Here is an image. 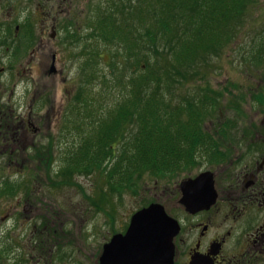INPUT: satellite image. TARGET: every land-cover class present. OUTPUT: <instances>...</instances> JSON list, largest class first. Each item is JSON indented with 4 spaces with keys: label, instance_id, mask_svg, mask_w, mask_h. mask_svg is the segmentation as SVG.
<instances>
[{
    "label": "rangeland",
    "instance_id": "obj_1",
    "mask_svg": "<svg viewBox=\"0 0 264 264\" xmlns=\"http://www.w3.org/2000/svg\"><path fill=\"white\" fill-rule=\"evenodd\" d=\"M109 3L110 0H0V66L7 69L1 79L6 89L3 103L21 110L25 103L33 102L34 91L40 103L34 120L40 129L38 135L16 134L22 129L14 118L6 120L8 125L2 124L0 130V264L30 263L35 255L31 248L38 239L47 238L48 229L54 230L51 238L58 252L66 249L69 242L79 246L82 243L85 255L90 252L94 256V245L104 233L123 228L136 211L153 201H164L167 194L163 190L173 191L182 180L213 169L214 164L206 157L198 156L192 168L161 177L144 174L133 184L121 183L109 177L110 163L118 155L116 146L111 150L115 157L108 155L110 160L91 173L67 169L65 163L76 142L75 133L65 137L56 119L67 112L88 116L100 105L106 108L98 102L92 110L81 106L74 110L75 95L81 90L94 98L103 88H110L111 94L103 98L109 104L115 101L112 80L110 87L103 84L111 79L109 62L114 57L109 47L103 43L101 46V41L94 38L100 45L97 56L91 57L92 51L82 48L88 44L89 20ZM21 24L16 38L19 42L13 46L15 27ZM52 32L54 39H50ZM34 48L40 52L30 64ZM52 54L57 57L55 75L48 74ZM89 60L90 69L100 77L93 83H87L82 72ZM121 62L126 65L127 75L131 74L133 61ZM201 74L203 78L198 77L196 85H209L223 93L217 107L219 117L214 119L216 125L222 127L226 119H231L234 127L225 126L230 137L226 142H240L243 129L259 126L264 116V103L259 106L255 102H264V0L249 11L237 40L203 67ZM213 136L218 144L224 141ZM59 262L56 264H62Z\"/></svg>",
    "mask_w": 264,
    "mask_h": 264
},
{
    "label": "trees",
    "instance_id": "obj_2",
    "mask_svg": "<svg viewBox=\"0 0 264 264\" xmlns=\"http://www.w3.org/2000/svg\"><path fill=\"white\" fill-rule=\"evenodd\" d=\"M258 1L110 0L89 20L88 44L82 48L92 51V57L100 45L109 47L114 57L109 62L111 79L103 84L110 87L112 80L115 101L109 104L103 98L111 94L110 88L94 98L83 90L76 93L74 110L78 106L92 110L98 102L106 108L100 105L94 114L74 116V125L66 117L63 128L74 132L76 141L67 169L91 173L110 160L108 155L115 157L111 150L116 146L109 177L133 184L144 174L161 177L192 168L198 156L209 162L218 158L220 150L209 129L225 139V126L234 124L226 119L222 127L216 125L223 93L194 81L203 78V67L237 40ZM121 60L133 61L131 74ZM91 66L89 60L82 67L87 83L100 79Z\"/></svg>",
    "mask_w": 264,
    "mask_h": 264
},
{
    "label": "flooded vegetation",
    "instance_id": "obj_3",
    "mask_svg": "<svg viewBox=\"0 0 264 264\" xmlns=\"http://www.w3.org/2000/svg\"><path fill=\"white\" fill-rule=\"evenodd\" d=\"M22 26L23 24L15 27L13 46L19 42L16 38ZM54 34L52 32L51 35ZM30 35L31 33L28 34L29 38ZM39 52L38 48L32 50L28 61L30 64ZM53 57L54 54L51 56L49 69ZM6 71V68L0 66V130L4 127L2 124H7L6 120L14 118L22 129V133L15 132L16 134L28 135L32 132L38 135L40 129L34 122L37 118L36 109H40L38 95L34 91L33 102L25 103L21 110L10 109L3 103L6 89L1 79ZM26 71L25 69L23 73L26 74ZM56 72L54 68V73L57 74ZM263 103L261 100L259 106ZM261 108L264 114L263 105ZM66 114L71 115L68 112ZM61 121L62 116L56 119L57 124ZM59 128L63 129L62 126ZM212 135H215V130ZM70 136L71 131L65 129V137ZM6 139L9 140L7 137ZM238 139L241 141L227 143L230 140L227 134L223 142L216 143L220 150L217 153L219 157L210 161L214 165L208 171L211 173V197L214 196L211 201L208 194L205 205L196 210H186L180 203V184L173 191L163 190L167 194L166 199L156 201L178 227L172 240L173 256L164 264H264V116L259 126L243 129ZM129 225L130 221L123 228L104 233L97 245H94V256L90 252L85 255L82 243L79 246L69 242L66 249L58 252L57 244L51 238L54 230L48 229L47 238L38 239L31 248L35 255L28 264H56L59 260L62 264H105L107 245L114 236L125 235ZM117 253L120 255H116L114 264H127L121 256L124 254L122 250Z\"/></svg>",
    "mask_w": 264,
    "mask_h": 264
},
{
    "label": "water",
    "instance_id": "obj_4",
    "mask_svg": "<svg viewBox=\"0 0 264 264\" xmlns=\"http://www.w3.org/2000/svg\"><path fill=\"white\" fill-rule=\"evenodd\" d=\"M55 57H53V62ZM50 72H54V64ZM211 173L205 172L195 179H187L180 184L182 198L180 203L186 210H196L205 205L208 194L213 199ZM210 203V202H209ZM176 222L167 216L162 205L158 203L137 211L131 218L125 235L114 236L107 245L105 264H114L119 250L127 264H164L173 256L172 240L177 233ZM119 263V261H118Z\"/></svg>",
    "mask_w": 264,
    "mask_h": 264
}]
</instances>
